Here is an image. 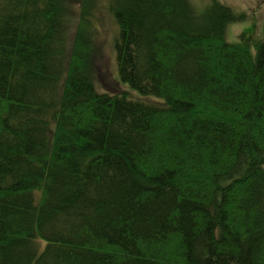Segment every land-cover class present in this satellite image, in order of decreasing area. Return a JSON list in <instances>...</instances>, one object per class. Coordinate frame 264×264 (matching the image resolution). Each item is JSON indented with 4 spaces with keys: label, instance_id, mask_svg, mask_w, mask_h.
Segmentation results:
<instances>
[{
    "label": "trees",
    "instance_id": "trees-1",
    "mask_svg": "<svg viewBox=\"0 0 264 264\" xmlns=\"http://www.w3.org/2000/svg\"><path fill=\"white\" fill-rule=\"evenodd\" d=\"M102 12L141 98L95 89ZM245 16L0 0V264H264V39H225Z\"/></svg>",
    "mask_w": 264,
    "mask_h": 264
},
{
    "label": "rangeland",
    "instance_id": "rangeland-1",
    "mask_svg": "<svg viewBox=\"0 0 264 264\" xmlns=\"http://www.w3.org/2000/svg\"><path fill=\"white\" fill-rule=\"evenodd\" d=\"M201 9L210 0H193ZM236 10H242L246 16L242 20L228 23L225 39L228 42H247L252 39H264V0H220ZM102 24L99 27L98 42L102 43L99 52L102 57L94 66L97 79L94 81L95 89L99 92L114 93L121 89L131 93L133 97L141 96L126 83L119 80L115 65L114 32L116 26L109 13H101ZM135 95V96H134ZM264 168V166H263Z\"/></svg>",
    "mask_w": 264,
    "mask_h": 264
}]
</instances>
